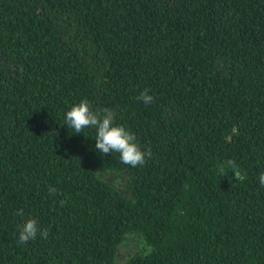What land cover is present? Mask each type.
Masks as SVG:
<instances>
[{
  "label": "trees",
  "instance_id": "16d2710c",
  "mask_svg": "<svg viewBox=\"0 0 264 264\" xmlns=\"http://www.w3.org/2000/svg\"><path fill=\"white\" fill-rule=\"evenodd\" d=\"M82 99L151 158L68 128ZM261 173L264 0H0V264H264Z\"/></svg>",
  "mask_w": 264,
  "mask_h": 264
},
{
  "label": "clouds",
  "instance_id": "9594fccd",
  "mask_svg": "<svg viewBox=\"0 0 264 264\" xmlns=\"http://www.w3.org/2000/svg\"><path fill=\"white\" fill-rule=\"evenodd\" d=\"M137 99L147 105L153 102L154 98L145 89L138 95ZM115 118L116 112L111 108L102 107L94 110L86 99H82L67 111L65 124L68 128L73 129L76 134L82 133L86 128H94L96 130L95 149L99 153L109 155L116 152L120 154V160L123 164L130 165L133 168L143 166L146 158L152 156L151 149L142 150L135 134L126 129L125 126L116 124ZM228 170L233 171L235 178L239 181L245 179L234 160L229 159L218 167V173L221 176H225ZM259 183L264 186V173L260 174ZM49 194L55 196L58 194V190L50 186ZM60 203L63 205L65 201L61 200ZM22 214L23 209H20L17 215ZM38 232L44 239L48 238V230L41 231L38 227V220L29 218L20 225L19 242L26 244L31 240H35Z\"/></svg>",
  "mask_w": 264,
  "mask_h": 264
},
{
  "label": "rangeland",
  "instance_id": "374dc122",
  "mask_svg": "<svg viewBox=\"0 0 264 264\" xmlns=\"http://www.w3.org/2000/svg\"><path fill=\"white\" fill-rule=\"evenodd\" d=\"M125 255V249L122 247V246H120L119 248H118V251H117V257H118V259L120 260V259H122V257Z\"/></svg>",
  "mask_w": 264,
  "mask_h": 264
}]
</instances>
